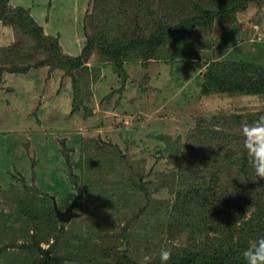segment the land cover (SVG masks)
<instances>
[{
    "label": "rangeland",
    "instance_id": "rangeland-1",
    "mask_svg": "<svg viewBox=\"0 0 264 264\" xmlns=\"http://www.w3.org/2000/svg\"><path fill=\"white\" fill-rule=\"evenodd\" d=\"M221 1L10 0L80 64L61 69L25 53L34 41L0 23V264H141V249L151 264L161 249L207 251L206 237L223 242L220 219L188 213L206 172L184 174L178 188L172 178L186 171L193 135L225 133L221 145L239 151L242 126L264 115V95L201 94L213 61L250 63L252 76H261L258 67L264 74V0H245L244 10L165 44L149 60L133 53L118 66L104 54L148 36L152 21L214 13ZM88 39L94 46L85 57ZM37 61L43 67L34 68ZM20 64L31 68L14 71ZM259 198L225 218L235 222L226 239L234 252L264 237V192ZM53 206L70 207L73 216L59 223Z\"/></svg>",
    "mask_w": 264,
    "mask_h": 264
},
{
    "label": "trees",
    "instance_id": "trees-1",
    "mask_svg": "<svg viewBox=\"0 0 264 264\" xmlns=\"http://www.w3.org/2000/svg\"><path fill=\"white\" fill-rule=\"evenodd\" d=\"M169 1L170 5L174 0ZM117 2L119 5L121 4V2ZM9 3L10 0H0V23L18 28L21 33H25L34 41L32 47L27 48L25 53H40L45 55L46 60L52 58L54 60L51 63L54 65L53 67L61 69L73 70L80 64L78 59H72L62 54L61 47L58 45L59 39L55 36L47 35L43 28L29 15L30 12L27 9L22 7L13 8ZM246 5L247 2L245 0H222L221 3H218L214 13L201 9L197 15L175 24L163 19L152 21V29L148 36L139 35L128 45H123L122 43L119 48H112L111 46L109 49L104 50V54L114 65L118 66L122 65L126 56L133 53L137 57L141 53H145L149 60L150 55L156 50L163 48L165 44L176 42L190 35L197 28L211 27L214 21L223 20L233 15L236 11H242L246 8ZM23 27L26 28V31H24ZM89 40L91 41V39H88L83 49L85 57L90 55L94 46ZM14 48H17L18 53H24L22 47ZM43 65V62L38 63L37 61L33 67H43ZM254 67V65L245 62L213 61L207 66L206 72L202 75V96L207 97L211 94L263 96L264 74L261 71L262 67H258L260 77L251 75V68ZM30 68L29 64H20L16 66L14 71L21 73L26 72ZM76 80L77 78L71 80L73 87L77 84ZM198 122L206 123L200 119ZM198 128L200 132L202 130L201 127H194V130ZM201 133L206 139H200L197 134L192 136L191 151L185 158L187 162L186 171H177L178 176H173L172 185L178 188L179 185L186 181L184 174L188 172L193 173L197 169L196 173H200L201 170L206 172L195 181L197 187L198 185L200 186V182L203 186L197 189L199 193L195 199L197 210L192 207L188 213L191 216L201 210L202 216L200 219L205 217L213 218L214 220L216 218L220 219L217 227L225 228V233H222L224 240L220 243L219 238L215 237L210 240L206 237L205 240L208 242V246L205 248L207 251H192L187 248L172 249L171 258L167 264H245L241 251L239 249L236 252L232 251L230 247L235 246H230L229 244H232L231 241L228 243L226 240L234 232L235 222L227 223L225 218L234 213H239L244 208L249 211L258 206L259 197L264 192V186L259 183L264 180L261 181L254 175L248 163L243 142L240 143L239 151H234L227 144V146L221 145L222 142L228 140L229 135L218 131H209V129ZM219 136H221L220 139ZM205 141L206 143H204ZM217 141L219 143H216ZM214 142L215 144H213ZM197 144L199 145L198 147ZM164 153L170 157L173 155V149L164 150ZM207 174L209 175L208 178L206 177ZM191 199L193 200V197ZM24 215L25 212L23 211L22 216ZM48 229L51 230L49 224ZM35 264H58V262L49 258ZM151 264H161V262L158 260Z\"/></svg>",
    "mask_w": 264,
    "mask_h": 264
},
{
    "label": "clouds",
    "instance_id": "clouds-1",
    "mask_svg": "<svg viewBox=\"0 0 264 264\" xmlns=\"http://www.w3.org/2000/svg\"><path fill=\"white\" fill-rule=\"evenodd\" d=\"M243 148L247 153L248 163L254 175L259 180H264V115L249 125L245 123L241 128ZM141 252V264H150L151 257ZM171 250L161 249L159 259L161 264H167L171 258ZM242 256L245 264H264V237L250 242Z\"/></svg>",
    "mask_w": 264,
    "mask_h": 264
},
{
    "label": "water",
    "instance_id": "water-1",
    "mask_svg": "<svg viewBox=\"0 0 264 264\" xmlns=\"http://www.w3.org/2000/svg\"><path fill=\"white\" fill-rule=\"evenodd\" d=\"M54 211L56 212V218L58 221L60 222H64L66 223L72 216L73 214L71 213V208L68 207L67 210L65 212H61L60 210H58L56 207L53 206Z\"/></svg>",
    "mask_w": 264,
    "mask_h": 264
}]
</instances>
